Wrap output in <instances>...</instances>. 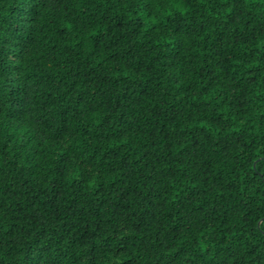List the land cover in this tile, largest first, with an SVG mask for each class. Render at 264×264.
Instances as JSON below:
<instances>
[{
    "label": "trees",
    "instance_id": "16d2710c",
    "mask_svg": "<svg viewBox=\"0 0 264 264\" xmlns=\"http://www.w3.org/2000/svg\"><path fill=\"white\" fill-rule=\"evenodd\" d=\"M0 264H264V0H0Z\"/></svg>",
    "mask_w": 264,
    "mask_h": 264
}]
</instances>
